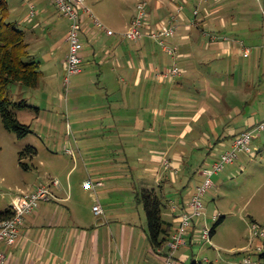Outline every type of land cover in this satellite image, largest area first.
Returning <instances> with one entry per match:
<instances>
[{
	"label": "crops",
	"instance_id": "0c3cea01",
	"mask_svg": "<svg viewBox=\"0 0 264 264\" xmlns=\"http://www.w3.org/2000/svg\"><path fill=\"white\" fill-rule=\"evenodd\" d=\"M149 1L153 24L169 20L177 4L185 5L183 16L177 19L178 34L167 42L178 48L175 60L153 41L151 48L145 42L134 45V42L129 44L119 37H110L96 28L88 14L84 15V62L86 58L96 62L102 57V64L113 66L109 83L116 80L122 88L120 96H104L108 108L98 110L95 127L83 130L85 133H113V139L108 136L101 139L118 143V160L130 166L129 174L139 170L157 176L166 163L171 164L170 169H165L170 170L174 185L166 195L175 197L174 201L172 198L167 201L174 202L178 211L173 216L166 206L164 217L173 224L174 230L178 226L177 217L203 180L202 170L232 147L236 135L259 124L247 110H252L254 100L264 94V26L259 25L257 19L263 1ZM6 2L10 18L20 14V21L13 23L26 35L30 58L38 62L32 50L39 48L44 59H48L44 70L54 68L55 54L48 55L42 47L54 46L53 34L59 26L57 8L50 0H22L21 5L12 0ZM86 4L94 14L89 0ZM194 5L200 10L197 26H191ZM133 18L117 32H125ZM210 37L216 40L211 42ZM240 37L256 43L252 62H239L253 54V49L248 47L251 55L243 56L237 39ZM68 53L69 47L62 64ZM39 63L41 67L44 65ZM174 64L183 71L182 77L174 81L156 77L157 72L166 71ZM148 83H152V96H135V87L146 88ZM261 118L264 119V114ZM256 156L257 153L251 157ZM136 160L145 167H131ZM93 178L105 184L99 174ZM40 185L43 184L25 192H32ZM100 189L89 195L93 202V220L91 215L83 214L80 203L74 201L73 189L66 190L61 184L54 188L55 197L26 218L17 244L13 247L0 244V251L8 256L6 264H163L167 245L156 251L144 227L139 230L135 222L109 217L106 205L98 197ZM98 203L104 210L103 216L94 213L93 208ZM195 235L189 237L191 243ZM185 249L187 247L181 248L177 254L178 264L191 260ZM241 250L246 251V248Z\"/></svg>",
	"mask_w": 264,
	"mask_h": 264
},
{
	"label": "rangeland",
	"instance_id": "374dc122",
	"mask_svg": "<svg viewBox=\"0 0 264 264\" xmlns=\"http://www.w3.org/2000/svg\"><path fill=\"white\" fill-rule=\"evenodd\" d=\"M12 1L20 5L22 2ZM143 1L89 0V5L106 28L117 32L123 29L125 22L131 21L137 13L138 4ZM262 1V11L259 10L257 19L259 25L264 26V0ZM55 14L59 26L53 34L54 46L46 44L42 49L48 55L55 54L56 66L44 70L48 59H44L39 48H34L32 52L35 59L42 65L46 63L41 67L43 78L40 87L33 90L15 84L9 89L12 101L25 102L30 106L15 108L14 112L20 122L31 126L32 133L19 139L5 129L0 114V212L8 209L14 196L39 184H51L57 179L66 190L69 187L74 190V201L80 203L83 214L89 216L93 206L89 195L93 191L84 187V181L89 178L90 173L92 180L99 174L106 187L98 190V197L106 205L108 216L118 221L135 222L139 230L144 227L148 235L147 215L140 193L145 187L159 188L165 202L164 210L166 206L169 207L167 198H172V201L175 198L166 195L170 194L169 190L174 185L169 176L170 170H166L164 166L163 170H158L157 176L139 170L129 174L130 166L118 160V143L110 139L102 141L107 136L113 139V133L84 132L83 128L98 124V110L108 108V101L104 96H120L122 84L115 78L113 84L109 83L111 79L108 77L112 76L109 74L113 73V66L102 64V57L96 62L86 58L82 65L83 73L71 76L69 83H66L67 75L62 59L69 47L66 41L69 22L59 13ZM1 19L0 14V21ZM16 21H20V14L6 18V22ZM237 39L240 44L244 42L246 47L253 49L250 58L239 59V62H252L256 55L253 47L256 43L250 38ZM144 42L152 48V40ZM262 68L264 70V66ZM149 87L150 83L146 88L135 87V96H151ZM253 103V109L247 112L253 113L251 116L260 123L264 120L261 118V114H264V94ZM256 135L252 149L257 156L252 158L251 155L242 153L235 165L226 166L222 173L213 178L214 187L204 199L206 215L196 230L202 231L205 225L212 228L218 219L215 218L216 215H224L225 219L211 244L197 234L192 238V243L188 238L185 250L191 260L187 264H244L245 258L264 264V259H260L256 253L260 240L253 236L252 231L253 223L259 224L264 230V132ZM29 147L35 148L37 155H28L22 160L26 169L20 163V154ZM142 166L137 160L131 165L136 169H142ZM91 217L95 220L93 215ZM262 242L264 243V238ZM244 247L246 251L241 250Z\"/></svg>",
	"mask_w": 264,
	"mask_h": 264
},
{
	"label": "built area",
	"instance_id": "2783aa9c",
	"mask_svg": "<svg viewBox=\"0 0 264 264\" xmlns=\"http://www.w3.org/2000/svg\"><path fill=\"white\" fill-rule=\"evenodd\" d=\"M52 4L57 8L59 13L69 22V32L67 41L69 43V53L63 62V68L66 72V83H69L71 76L79 75L82 72V65L84 63V15L88 14L96 28L103 31L108 36L119 37L129 42H139L145 39H150L155 42L164 52H166L172 59H176L178 56V48L176 46H170L167 42L176 38L179 30L177 19L183 16L185 5L177 4L175 13L170 16V19L158 24H153L150 20V1L144 0L137 6V13L133 18L128 29L123 33H117L111 29L105 27L88 8L87 0H50ZM32 16L35 12L32 10ZM194 19L191 26L198 25V18L200 16V10L195 8L193 11ZM215 37H210V41L214 42ZM240 44V43H238ZM244 57L251 55V49L244 45V42L240 44ZM183 71L174 64L166 71H159L156 77L160 80L174 81L182 77ZM264 132V120L252 128L241 132L234 139L233 145L230 149L225 151L219 159L212 165L205 167L202 170L203 180L199 186H197L193 193L187 207L181 211V214L177 217L178 226L172 234L167 243L168 251L165 256L163 264H178L177 254L179 250L186 247L188 244V238L193 234H197L202 240L211 244L212 243V228H208L206 225L202 231L196 230L200 225L201 220L205 218L206 209L204 205V199L209 190L214 187L213 178L222 173L226 166L236 163L240 159L242 153L255 156L252 149L253 139L256 138V134ZM166 167H172L171 164L166 163ZM105 186L102 181H95L89 179L85 181L84 187L87 190L95 191ZM60 181L54 179L51 184H43L38 186L32 192H21L17 195L12 204L11 210L13 213L12 218L0 222V244H6L13 247L17 244L20 238L21 227L24 225L26 218L37 211L40 206L53 199V188H59ZM169 208L173 216L176 215L178 207L174 202H169ZM94 213L97 216H103L104 210L100 203L94 206ZM217 218V216H215ZM253 236L260 240L256 248V253H264V230L257 223L252 224ZM8 256L5 252L0 251V264H6ZM244 264H262L256 261H252L250 258L244 259Z\"/></svg>",
	"mask_w": 264,
	"mask_h": 264
},
{
	"label": "trees",
	"instance_id": "16d2710c",
	"mask_svg": "<svg viewBox=\"0 0 264 264\" xmlns=\"http://www.w3.org/2000/svg\"><path fill=\"white\" fill-rule=\"evenodd\" d=\"M193 7L197 8L196 5ZM0 114L5 129L16 135L19 139H24L32 133L30 125L19 121L15 108H30L25 102H14L9 97V89L12 85L18 84L27 89H37L40 87L43 71L39 62L30 59L29 44L25 33L16 23L6 22L10 11L6 0H0ZM147 40V39H146ZM145 40L134 42L144 43ZM30 59L25 61V59ZM150 93L152 94V83H150ZM152 96V95H151ZM156 96L152 99L154 101ZM37 111H40L37 108ZM248 130V129H247ZM240 134V133H239ZM238 134V135H239ZM237 136V135H236ZM235 136V137H236ZM196 151H193V154ZM29 156H36L37 150L33 147L27 148L20 154V163ZM145 166L143 165L142 168ZM158 188L145 187L140 193V199L144 204L148 223V238L152 247L157 251L165 248L175 229L173 224L166 221L164 217L165 202ZM11 208L0 212V222L12 218ZM225 217H220L211 230L212 237L216 234L219 226L224 222ZM260 259H264V253L259 254ZM196 264V263H192Z\"/></svg>",
	"mask_w": 264,
	"mask_h": 264
}]
</instances>
